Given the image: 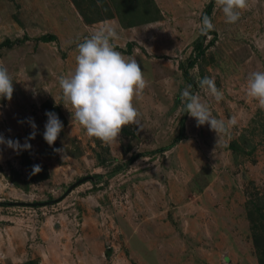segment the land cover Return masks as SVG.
Wrapping results in <instances>:
<instances>
[{
  "label": "rangeland",
  "instance_id": "rangeland-1",
  "mask_svg": "<svg viewBox=\"0 0 264 264\" xmlns=\"http://www.w3.org/2000/svg\"><path fill=\"white\" fill-rule=\"evenodd\" d=\"M105 26L148 82L137 123L111 143L74 120L58 79ZM0 63L14 80L0 134L23 145L36 125L29 150L0 144V264H264V105L246 91L264 71V0L233 24L216 0H0ZM205 76L220 102L199 88ZM188 84L217 119H235L227 134L185 113ZM46 112L63 123L51 146ZM33 164L44 180H30Z\"/></svg>",
  "mask_w": 264,
  "mask_h": 264
},
{
  "label": "clouds",
  "instance_id": "clouds-1",
  "mask_svg": "<svg viewBox=\"0 0 264 264\" xmlns=\"http://www.w3.org/2000/svg\"><path fill=\"white\" fill-rule=\"evenodd\" d=\"M227 23L233 24L240 19L241 11L248 7V0H216ZM214 25L207 15L198 23L200 35H207L214 30ZM119 39L114 27L105 26L94 31L76 44L77 55L74 71L61 75L59 86L63 100L70 104L74 120L90 137L105 143L117 141L125 126L136 124L140 113L134 106V99L139 97L147 80L137 60L115 50L112 41ZM13 77L7 67L0 63V98L11 100L13 95ZM199 88L216 102L224 99L223 92L216 87L215 80L205 76L198 81ZM247 94L264 105V71H253L247 78ZM183 109L196 120L197 126L207 124L211 131L227 134L235 119H217L213 116L209 104L191 84L180 91ZM47 122L44 126L43 139L53 145L63 129V123L54 112H46ZM28 123L33 129L21 145L18 140L5 139L0 134V144L15 152L29 150L27 141L35 138L36 125L31 118ZM62 152V149H56ZM33 174L40 171V165L33 166Z\"/></svg>",
  "mask_w": 264,
  "mask_h": 264
},
{
  "label": "trees",
  "instance_id": "trees-1",
  "mask_svg": "<svg viewBox=\"0 0 264 264\" xmlns=\"http://www.w3.org/2000/svg\"><path fill=\"white\" fill-rule=\"evenodd\" d=\"M35 164L31 165L30 167H28V173L30 176V180L31 181H42L46 178V173L45 171L40 167V171L36 174H33V166Z\"/></svg>",
  "mask_w": 264,
  "mask_h": 264
},
{
  "label": "water",
  "instance_id": "water-1",
  "mask_svg": "<svg viewBox=\"0 0 264 264\" xmlns=\"http://www.w3.org/2000/svg\"><path fill=\"white\" fill-rule=\"evenodd\" d=\"M89 179H91V178H89ZM82 181H85V178L80 179L79 181H77L76 185H79L80 183H82ZM76 185H71L70 188H69V190L72 189L73 187H75ZM3 204H7V203H1L0 202V206H3ZM11 204H14V205L20 206V207H27V206L30 207V206H35L36 205L35 203H33V204H28V203H11ZM45 204H49V203H45Z\"/></svg>",
  "mask_w": 264,
  "mask_h": 264
}]
</instances>
